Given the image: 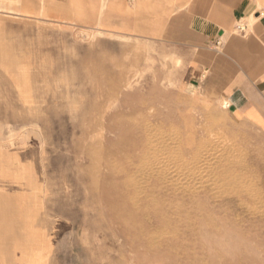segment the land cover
I'll return each mask as SVG.
<instances>
[{"label":"rangeland","instance_id":"obj_1","mask_svg":"<svg viewBox=\"0 0 264 264\" xmlns=\"http://www.w3.org/2000/svg\"><path fill=\"white\" fill-rule=\"evenodd\" d=\"M5 1L0 146L26 157V199L72 222L74 264H264V132L185 90L161 42L26 22ZM160 144L166 160H142Z\"/></svg>","mask_w":264,"mask_h":264},{"label":"crops","instance_id":"obj_2","mask_svg":"<svg viewBox=\"0 0 264 264\" xmlns=\"http://www.w3.org/2000/svg\"><path fill=\"white\" fill-rule=\"evenodd\" d=\"M7 4L2 15L30 23L98 28L161 42L162 52L177 53L182 61L180 81L185 90L223 102L235 121L264 132V0H10ZM240 22L249 25L246 36L235 32ZM1 31L0 37L11 33ZM11 94L7 82L1 81L0 116L6 115L2 102L12 100ZM7 148L0 146V264H74L68 241L70 233L73 237L72 222L60 223L49 215L57 211L37 204L36 190L26 199V188L21 187L27 185L26 157L15 152L11 156Z\"/></svg>","mask_w":264,"mask_h":264},{"label":"bare ground","instance_id":"obj_3","mask_svg":"<svg viewBox=\"0 0 264 264\" xmlns=\"http://www.w3.org/2000/svg\"><path fill=\"white\" fill-rule=\"evenodd\" d=\"M105 5V4H104ZM146 128V127H145ZM148 128V127H147ZM152 129V128H151ZM146 130V129H145ZM149 133V132H148ZM147 133V134H148ZM152 133H153V131H152ZM137 135V134H136ZM148 136V135H147ZM150 137H151V135H149ZM144 140H143V138H134L132 141H131V146H133V147H137V146H139V144L140 143H142ZM143 147V146H142ZM145 148V147H144ZM139 149V148H138ZM146 149V148H145ZM146 150H150V149H146ZM145 150V151H146ZM152 150V149H151ZM142 151V150H141ZM140 151V152H141ZM144 151V152H145ZM166 146L164 145V144H160V145H158V146H156V148L155 149H153V152L152 153H149V152H146V153H149L146 157L143 155V157H145V158H142V160H147L148 161V159L150 160V158H152V157H156V160H159L160 162L162 161H164V160H166ZM182 152H183V150H181ZM143 152V151H142ZM142 154H145V153H142ZM152 154L154 155V156H152ZM140 155V154H139ZM139 155H138V157H139ZM142 156V155H141ZM140 158V157H139ZM155 159V158H154ZM132 161H133V158L131 159ZM142 160H140V161H142ZM136 161H138V160H136ZM139 161V162H140ZM133 164V163H132ZM146 164V163H145ZM145 164H143V165H145ZM134 165V164H133ZM140 166H142V164L140 165ZM146 166V165H145ZM135 169V168H134ZM138 169H139V166H138ZM138 171H136V173H137ZM136 173H134L133 175H136ZM182 173V172H181ZM132 176V175H131ZM128 179V178H127ZM159 179L160 180H162V181H164V182H166V181H168V180H172V181H178V179H175V176L174 175H172V176H169V174L165 171V169H163L162 170V172L160 173V175H159ZM129 180V179H128ZM131 180V179H130ZM133 180V179H132ZM135 180H137V179H135ZM130 182V181H129ZM130 184V183H129ZM152 223V222H151Z\"/></svg>","mask_w":264,"mask_h":264},{"label":"built area","instance_id":"obj_4","mask_svg":"<svg viewBox=\"0 0 264 264\" xmlns=\"http://www.w3.org/2000/svg\"><path fill=\"white\" fill-rule=\"evenodd\" d=\"M235 32L237 34H241L243 36H246L249 33V25L246 22H240L235 29Z\"/></svg>","mask_w":264,"mask_h":264}]
</instances>
